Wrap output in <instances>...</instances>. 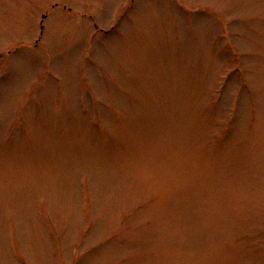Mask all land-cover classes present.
<instances>
[{"label":"rangeland","instance_id":"374dc122","mask_svg":"<svg viewBox=\"0 0 264 264\" xmlns=\"http://www.w3.org/2000/svg\"><path fill=\"white\" fill-rule=\"evenodd\" d=\"M0 264H264V0H0Z\"/></svg>","mask_w":264,"mask_h":264}]
</instances>
